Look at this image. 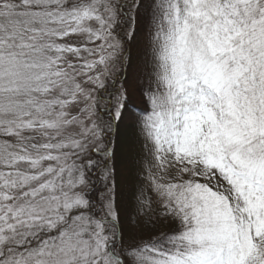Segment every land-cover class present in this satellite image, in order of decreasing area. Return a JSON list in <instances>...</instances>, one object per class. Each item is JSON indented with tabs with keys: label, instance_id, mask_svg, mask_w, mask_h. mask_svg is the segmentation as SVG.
<instances>
[{
	"label": "snow or ice",
	"instance_id": "1",
	"mask_svg": "<svg viewBox=\"0 0 264 264\" xmlns=\"http://www.w3.org/2000/svg\"><path fill=\"white\" fill-rule=\"evenodd\" d=\"M0 264H264V0H0Z\"/></svg>",
	"mask_w": 264,
	"mask_h": 264
},
{
	"label": "trees",
	"instance_id": "2",
	"mask_svg": "<svg viewBox=\"0 0 264 264\" xmlns=\"http://www.w3.org/2000/svg\"><path fill=\"white\" fill-rule=\"evenodd\" d=\"M129 56L131 63L126 65L125 69L121 73V76L125 80H132L143 78V49L140 42V39L130 45ZM109 83H112L109 81ZM116 86H119V82L116 83ZM134 104L130 105L125 113L124 120V129L129 137L134 136L133 122L135 118L139 115V110L144 107L143 101L139 94L133 100ZM122 224L125 227V233L129 231V226L126 221L122 219ZM169 226L162 224L156 228L149 226L142 234L144 239H149L151 236L159 235L161 231H168ZM131 230V229H130ZM128 233V232H127ZM127 235V234H126Z\"/></svg>",
	"mask_w": 264,
	"mask_h": 264
},
{
	"label": "rangeland",
	"instance_id": "3",
	"mask_svg": "<svg viewBox=\"0 0 264 264\" xmlns=\"http://www.w3.org/2000/svg\"><path fill=\"white\" fill-rule=\"evenodd\" d=\"M133 104H134V102H133ZM133 104H132V105H133ZM129 231H130V228H129ZM144 231H145V230H144ZM144 231H143V232H144ZM127 232H128V230H127ZM127 232H126V234H127ZM143 232L141 233V235L143 234Z\"/></svg>",
	"mask_w": 264,
	"mask_h": 264
}]
</instances>
